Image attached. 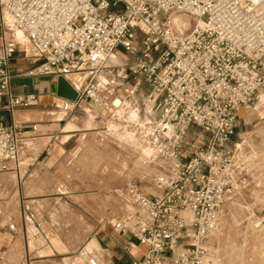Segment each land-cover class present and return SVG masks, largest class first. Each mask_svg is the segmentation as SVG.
Here are the masks:
<instances>
[{"label": "built area", "instance_id": "1", "mask_svg": "<svg viewBox=\"0 0 264 264\" xmlns=\"http://www.w3.org/2000/svg\"><path fill=\"white\" fill-rule=\"evenodd\" d=\"M0 41V96L11 107L35 100L10 92L7 62L25 43L36 64L24 74L64 76L77 91L62 110L92 103L121 116L143 162L159 167L142 177L146 189L114 190V230L146 247L132 264H207L224 202L243 190L261 196L250 218L264 229L258 154L246 132L235 139L241 111L264 93V0H0ZM193 126L206 137L189 141ZM26 148L22 131L0 122V173Z\"/></svg>", "mask_w": 264, "mask_h": 264}, {"label": "crops", "instance_id": "2", "mask_svg": "<svg viewBox=\"0 0 264 264\" xmlns=\"http://www.w3.org/2000/svg\"><path fill=\"white\" fill-rule=\"evenodd\" d=\"M35 64L34 51L25 43L7 62L13 74L10 92L35 94L32 105L11 107L8 96H0V122L21 130L27 144L21 160L3 171L16 177L18 211L14 217L16 230H10L11 238L0 252L4 259L8 256L7 264H132L143 256L146 247L113 228L121 211L116 187H112L115 182H105L96 175L89 183H77L63 172L73 158L70 148L77 136L70 132L78 127L70 121L79 109L72 114L62 110V98L53 90L55 77L24 74ZM84 106L81 111L101 118L98 133L102 140L113 136L116 120L122 121L120 126L128 131L121 116L98 115L92 103ZM83 155L95 158L89 152ZM8 179L15 184L12 175ZM67 234L72 245L63 241ZM76 238L80 245H75Z\"/></svg>", "mask_w": 264, "mask_h": 264}, {"label": "rangeland", "instance_id": "3", "mask_svg": "<svg viewBox=\"0 0 264 264\" xmlns=\"http://www.w3.org/2000/svg\"><path fill=\"white\" fill-rule=\"evenodd\" d=\"M149 90L146 83L140 85L138 103L142 109L145 108ZM259 97L241 111L235 139H238L239 133L246 132L241 136L249 143L247 149L251 148L258 154L253 168L259 170L258 174H261L260 178L264 182V94ZM71 119L70 123L76 125L78 130L70 132L75 133L77 138L70 148L73 156L69 160L71 163L63 170L65 176L70 180L74 178L77 183H89L93 176L98 175L105 182L114 181L112 187H123L133 181L146 189L142 177L153 176L159 167L143 162L144 155L136 138L129 130H123V125L120 126L122 121L116 120L111 131L113 136L102 140L100 132L98 133L103 124L101 118L94 119L79 109ZM199 136L206 137L201 128L193 126L189 129V141ZM191 149V146L186 144L185 151L190 152ZM85 152L91 153L95 158H85ZM10 175L13 176L15 184L8 179ZM260 199L261 196L255 197L243 190L224 202L219 227L210 240L207 264H264V229L254 228L250 218L252 208L256 206L254 203ZM17 211L16 177L10 171L3 172L0 174V247L11 238L10 224L16 223L14 217ZM68 234L63 241L66 245H72L69 243ZM76 242L79 244L75 245H80L81 241L76 238ZM7 258L8 256L0 264H7Z\"/></svg>", "mask_w": 264, "mask_h": 264}, {"label": "water", "instance_id": "4", "mask_svg": "<svg viewBox=\"0 0 264 264\" xmlns=\"http://www.w3.org/2000/svg\"><path fill=\"white\" fill-rule=\"evenodd\" d=\"M53 90L61 97L75 100L77 98V91L71 85V83L64 77L59 76L57 78L56 84L53 85Z\"/></svg>", "mask_w": 264, "mask_h": 264}, {"label": "bare ground", "instance_id": "5", "mask_svg": "<svg viewBox=\"0 0 264 264\" xmlns=\"http://www.w3.org/2000/svg\"><path fill=\"white\" fill-rule=\"evenodd\" d=\"M262 94H264V93H262ZM262 94H261V95H262ZM261 95H260V96H261Z\"/></svg>", "mask_w": 264, "mask_h": 264}]
</instances>
